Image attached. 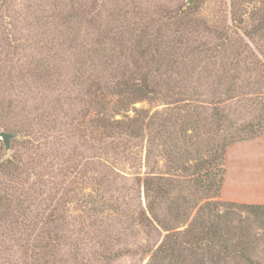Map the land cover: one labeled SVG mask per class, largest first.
I'll list each match as a JSON object with an SVG mask.
<instances>
[{"label":"rangeland","instance_id":"1","mask_svg":"<svg viewBox=\"0 0 264 264\" xmlns=\"http://www.w3.org/2000/svg\"><path fill=\"white\" fill-rule=\"evenodd\" d=\"M124 1L133 2L131 7L125 3L130 14L137 11L145 17L159 18L154 17L159 5L174 4L175 0H0V133L20 134L12 141L9 155L0 139V264H36L33 239L47 228L56 205L51 195L55 193L61 199V193L51 191L55 182L58 189H63L59 185L62 180L49 182L62 165L63 159L59 161L56 154L66 151L68 159L75 150L82 171L67 189L74 188L81 196H103L119 211L107 206L102 213L92 215L82 202L66 205L62 213L64 241L77 245L78 251L62 244L58 251L62 260L57 264H153V251L162 244L164 232L158 225L149 226L140 220L145 206L142 180L153 167L154 171L165 172L164 161L155 167L154 162L140 160V144L129 146H135L137 156L106 153L89 135H75L68 124L83 110L86 120L94 117L97 94L87 78L100 68L96 57L100 51L97 16L102 12L105 19V9L112 10ZM240 1L246 6L263 7L264 0ZM231 5L232 0H209L203 12L207 27L215 29L222 23L232 27ZM77 8L80 23L68 19ZM243 9L247 12L248 7ZM201 38L203 42L216 41L210 32L203 31ZM240 42L236 49L247 64L238 80L240 99L227 102L228 119L233 126L253 123L264 132V37L237 39L236 44ZM118 100L112 99L113 103ZM163 106L162 102H140L130 106L127 113L133 116L137 109L155 111ZM246 142L227 150L223 190L228 195L223 197L222 190L224 202L243 203L236 201L240 193L248 197L264 190L260 174L264 171V133ZM54 149L58 151L51 155ZM253 170L256 173L251 176ZM102 175L108 178L103 186ZM226 211L224 205L219 208L221 214ZM185 228L178 230L182 236ZM252 232L262 238L256 260L264 264V230L255 226Z\"/></svg>","mask_w":264,"mask_h":264},{"label":"trees","instance_id":"2","mask_svg":"<svg viewBox=\"0 0 264 264\" xmlns=\"http://www.w3.org/2000/svg\"><path fill=\"white\" fill-rule=\"evenodd\" d=\"M208 1L175 0L174 4L159 5L154 16L159 18L137 11L130 14L127 1L105 9V19L101 12L98 28L95 26L100 34L96 56L100 68L87 78L97 94L96 111L86 120L83 110L68 123L75 135H89L106 153L132 157L135 146H129L140 144V160L154 162L155 167L164 161L165 172L153 167L142 180L145 206L140 220L149 226L156 224L164 232L162 244L153 251V264H207V259L211 264H262L256 260L262 238L252 230L255 226L264 230V204L224 202L221 192L228 148L264 133L253 123L233 126L226 110L228 101L241 97L238 80L247 64L236 49L241 42L237 45L236 41L264 37V1L263 7H250L232 0V27L222 23L215 29L208 28L204 18ZM78 11L68 19L80 23ZM203 31L215 35L216 41L203 42ZM115 97L119 100L113 103ZM140 102H162L164 106L155 111L137 109L129 116L130 106ZM56 157L63 159L62 165L49 182L62 180L59 185L63 189L55 182L51 191L61 193V199L51 195L56 205L50 206L54 209L47 228L33 239L36 264H57L62 260L58 252L62 244L78 251L77 245L64 241L62 213L66 205L82 202L92 215L107 206L119 211L103 196H81L76 189H67L82 171L76 150L68 159L66 151ZM102 180L101 186L106 185L107 175H102ZM223 205L227 211L221 214ZM181 226H186L184 236L178 231Z\"/></svg>","mask_w":264,"mask_h":264},{"label":"crops","instance_id":"3","mask_svg":"<svg viewBox=\"0 0 264 264\" xmlns=\"http://www.w3.org/2000/svg\"><path fill=\"white\" fill-rule=\"evenodd\" d=\"M237 145H239V144H237ZM234 146H236V145H234ZM255 173H256L255 170H253V172L250 175L254 176ZM260 174L262 175V178L264 180V171H262ZM244 180H247V176H244ZM253 187H254V189L260 188V187H255V186H252L250 188H253ZM235 193H238V192L235 191ZM243 194L244 193H240L238 195V198L236 199V201H240L243 203H251V204H264V190L263 189H260L259 192H255V194H256L255 196L250 194L248 197H244ZM227 195H228V193L225 194V190H223V197H226Z\"/></svg>","mask_w":264,"mask_h":264},{"label":"water","instance_id":"4","mask_svg":"<svg viewBox=\"0 0 264 264\" xmlns=\"http://www.w3.org/2000/svg\"><path fill=\"white\" fill-rule=\"evenodd\" d=\"M19 137H20L19 133H9L4 131L0 133V139L3 141L5 145L7 155H9V152L11 151L12 141L18 139Z\"/></svg>","mask_w":264,"mask_h":264}]
</instances>
